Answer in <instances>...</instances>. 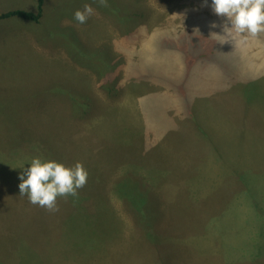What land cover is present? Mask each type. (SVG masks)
<instances>
[{"label": "rangeland", "instance_id": "374dc122", "mask_svg": "<svg viewBox=\"0 0 264 264\" xmlns=\"http://www.w3.org/2000/svg\"><path fill=\"white\" fill-rule=\"evenodd\" d=\"M107 5L47 0L33 48L0 35V264H264V34L219 36L212 0ZM34 158L86 186L31 204Z\"/></svg>", "mask_w": 264, "mask_h": 264}, {"label": "clouds", "instance_id": "9594fccd", "mask_svg": "<svg viewBox=\"0 0 264 264\" xmlns=\"http://www.w3.org/2000/svg\"><path fill=\"white\" fill-rule=\"evenodd\" d=\"M100 4L108 6L107 0H100ZM211 6L217 16L227 18L223 25L225 35L213 32L211 36L235 39L239 35L258 37L264 34V0H212ZM93 14V7L85 4L83 10L74 13V19L84 24ZM217 26L215 23L211 25L213 28ZM30 164L31 167L19 177L22 181L19 184L20 194L26 195L31 204L50 212L59 211L58 198L77 197L78 190L85 187L88 181L89 172L81 162L68 167L60 162L34 158Z\"/></svg>", "mask_w": 264, "mask_h": 264}, {"label": "crops", "instance_id": "0c3cea01", "mask_svg": "<svg viewBox=\"0 0 264 264\" xmlns=\"http://www.w3.org/2000/svg\"><path fill=\"white\" fill-rule=\"evenodd\" d=\"M47 0H44V3ZM37 0H35V4H36ZM44 3H43V12L42 15L39 19V23H41L43 21V17H44ZM38 4V3H37ZM37 4L35 5L37 7ZM15 11V10H23V11H27V12H32V13H36L34 12L36 10L35 9H27L24 7H17V9H8V10H4V11H0V14H4V13H8ZM38 10V7H37ZM11 17H18V18H10V17H6L3 19H0V28L5 29V34H1V37L6 41V43L8 44V46H10L11 48H15L14 47V43L13 41H24L25 43H27L29 41L30 45L34 46V25L35 23H38L37 21H34L32 19H26V18H22L19 17L17 15L15 16H11ZM12 19H16L17 23L16 24H11L9 23L10 20Z\"/></svg>", "mask_w": 264, "mask_h": 264}, {"label": "trees", "instance_id": "16d2710c", "mask_svg": "<svg viewBox=\"0 0 264 264\" xmlns=\"http://www.w3.org/2000/svg\"><path fill=\"white\" fill-rule=\"evenodd\" d=\"M43 3H44V0H38V12L37 13L27 12V11H23V10H15V11H11L8 13L0 14V19L17 15L19 17L26 18V19H32V20L38 22L41 15H42V12H43ZM75 48L81 55H83V57L91 58V56L88 53L84 52L83 50L79 49L78 47H75ZM79 108H80L79 106H74L73 110L75 111ZM51 115H52V113H51ZM55 151H57V150H55ZM53 153H55L54 155L59 154L57 152H53ZM67 222H68V220H66L65 223L67 224Z\"/></svg>", "mask_w": 264, "mask_h": 264}]
</instances>
